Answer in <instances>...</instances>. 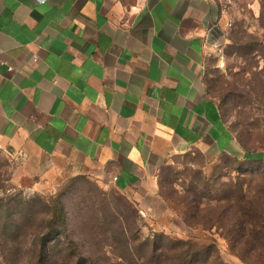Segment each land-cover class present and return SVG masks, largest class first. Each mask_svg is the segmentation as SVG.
Returning a JSON list of instances; mask_svg holds the SVG:
<instances>
[{
	"label": "crops",
	"instance_id": "0c3cea01",
	"mask_svg": "<svg viewBox=\"0 0 264 264\" xmlns=\"http://www.w3.org/2000/svg\"><path fill=\"white\" fill-rule=\"evenodd\" d=\"M221 15L210 0H0V148L40 179L107 176L155 231L190 230L158 175L174 155L241 151L205 79Z\"/></svg>",
	"mask_w": 264,
	"mask_h": 264
},
{
	"label": "trees",
	"instance_id": "16d2710c",
	"mask_svg": "<svg viewBox=\"0 0 264 264\" xmlns=\"http://www.w3.org/2000/svg\"><path fill=\"white\" fill-rule=\"evenodd\" d=\"M260 3L262 34L248 35L244 31L229 52L245 59L246 65L258 55L264 59V0ZM253 68L251 65L240 74H233L234 80L229 86L238 101L252 98L258 90L264 92V67L261 71ZM245 155L241 149L239 154L230 156L243 157L249 162L262 161V155ZM203 189L178 203L182 207L178 214L186 226L198 231L216 230L228 240L231 250L243 263L264 264V168L251 171L247 177H238L236 182L223 181L212 189ZM159 194L170 209L172 198L162 184ZM84 206L88 212L81 218V225L78 224L80 237L72 231L65 204L60 202L42 221L46 237L35 236L20 242L19 236L33 208L30 212L25 208L16 212L8 207L4 209L1 223L6 235L4 247L7 249L12 241L19 252L4 251L0 264H229L223 260L214 240L201 243L162 231L143 236L140 224L143 218L126 195L116 206L103 207L96 199ZM25 246L31 249L27 257L19 250Z\"/></svg>",
	"mask_w": 264,
	"mask_h": 264
},
{
	"label": "rangeland",
	"instance_id": "374dc122",
	"mask_svg": "<svg viewBox=\"0 0 264 264\" xmlns=\"http://www.w3.org/2000/svg\"><path fill=\"white\" fill-rule=\"evenodd\" d=\"M260 13V0H235L228 14L232 26L226 31L227 41L219 51L215 64L207 70L205 79L209 94L218 102L223 120L234 134L245 156L262 155V161L249 162L243 157L230 155H220L211 159L198 150L172 156L161 168L158 183L159 188L162 184L166 193L172 198L170 209L178 216V211L182 208L178 203L184 197H194L205 190L203 189L205 187L212 189L216 183L236 182V178L247 177L251 171L257 172L264 168V92L258 90L252 98L241 102L232 95L229 86L234 80L233 74H240L251 65L254 67L253 71H261L264 67V59L259 55L249 61L250 65H246L247 61L239 58L236 53L229 55L235 39L244 31L248 35L262 34L259 23ZM220 56H224L226 62V66L222 69L217 67ZM123 197L125 195L107 176H98L96 172L67 174L48 179L29 176L25 173L22 155L0 148V256L4 251L10 254L19 252L12 241L7 249L4 247L6 235L1 223L4 218L2 211L7 207L11 212L22 208L30 212L33 208L18 242L23 239L30 241L35 236L46 237L45 223L42 221L60 202L65 204L72 231L80 237L81 230L78 224L81 225V218L88 212L84 205L87 203L90 205L96 199L103 207H112L116 206ZM16 218L17 216L14 220ZM140 224L143 225V236L155 231L144 220ZM175 231L174 234H168L177 238H192L201 243L214 240L225 262L245 264L233 253L228 240L216 230L209 232L191 228L190 230L175 229ZM19 250L26 257L31 254L29 246Z\"/></svg>",
	"mask_w": 264,
	"mask_h": 264
},
{
	"label": "built area",
	"instance_id": "2783aa9c",
	"mask_svg": "<svg viewBox=\"0 0 264 264\" xmlns=\"http://www.w3.org/2000/svg\"><path fill=\"white\" fill-rule=\"evenodd\" d=\"M45 0H40V2H44ZM213 2H216L220 8H221V17L225 21V31H227L231 26H232V21L229 20L228 14L230 8L233 6L235 0H210ZM2 50L0 49V56L2 54ZM34 61L37 62L38 58H34ZM2 63L1 58H0V64ZM226 66L225 58L224 56H220L218 61H217V67L218 68H224ZM12 70V68H10Z\"/></svg>",
	"mask_w": 264,
	"mask_h": 264
}]
</instances>
